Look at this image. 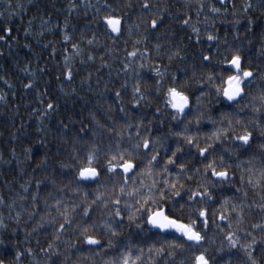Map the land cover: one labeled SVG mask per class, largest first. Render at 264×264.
Here are the masks:
<instances>
[{
    "label": "trees",
    "instance_id": "trees-1",
    "mask_svg": "<svg viewBox=\"0 0 264 264\" xmlns=\"http://www.w3.org/2000/svg\"><path fill=\"white\" fill-rule=\"evenodd\" d=\"M144 3L0 0V35L6 37L0 40V260L4 264H107L129 245L135 254L143 249V264H192L201 251H206L211 264H251L249 252L257 264H264V231L253 228L264 224V183H249V177L255 181L264 168L260 147L264 109L252 110V97L264 90V0H148V8ZM108 15L122 18L119 33L107 28ZM155 17L161 23L153 29L150 21ZM209 35L215 39L209 40ZM237 51L254 77L244 85V99L233 104L217 96L216 86L221 83V69L228 67L223 60ZM130 52L136 55L129 57ZM204 55L211 59L204 61ZM137 86L146 98L134 94ZM169 87L189 95L185 113L167 106ZM137 99L138 104L133 102ZM257 119L262 127L256 126ZM185 128L200 146L212 143L208 137L216 128L228 130V138L216 141L212 153L218 166L224 156L227 181L204 174L196 149L174 135ZM245 129L253 134L247 150L232 139ZM144 137L154 141L146 154L142 146L133 148ZM177 143L182 146L177 159L185 162L186 171L169 165L173 173L169 176L164 167ZM118 144L133 153L136 168L127 175L121 169L111 174L105 168L112 154L109 149L115 152ZM93 145L100 150L94 166L101 174L93 183L78 182V168L86 163ZM155 153L159 156L152 175L140 174ZM153 179L158 182L153 190L156 199L168 214L189 222L198 214L195 210L207 209V228L200 223L198 229L205 240L199 246L176 248L170 257L168 241L176 235L153 232L146 226V216L142 228L130 224L125 201L135 208L140 197L121 193L120 186L126 182L128 192ZM164 179L178 180L181 198L172 197ZM201 185H207L213 199H198L190 210L187 197L192 190L203 191ZM161 188L167 193L164 199L159 197ZM225 198L228 204L222 206ZM116 199L121 201L122 217L115 218L119 234L112 236L102 224L113 219L109 212L115 211ZM86 207L90 215L84 219L98 225L99 246L84 244L80 235L78 224ZM223 207L229 211L220 221ZM65 210L71 224L57 232ZM228 231L239 238L236 248L228 244ZM253 237L257 242L246 251L243 246ZM161 246L164 252L156 254Z\"/></svg>",
    "mask_w": 264,
    "mask_h": 264
},
{
    "label": "snow or ice",
    "instance_id": "snow-or-ice-1",
    "mask_svg": "<svg viewBox=\"0 0 264 264\" xmlns=\"http://www.w3.org/2000/svg\"><path fill=\"white\" fill-rule=\"evenodd\" d=\"M148 0H145L144 8H148ZM246 7H251V5H247ZM213 11H217V9L213 8ZM104 22L106 23L107 28L111 30L112 33H119L121 31V25H122V18L115 16V15H108L104 17ZM161 21L159 20V17H155L150 21V26L153 29H156L159 27ZM184 23H187L185 20ZM4 32L10 33V28H4ZM27 31V30H26ZM193 31H198L197 29L193 28ZM6 37L0 35V40H4ZM65 40H68L69 37L67 35L64 36ZM209 40L215 39L214 36L209 35ZM91 42V41H90ZM75 47V45L73 46ZM159 48V45L156 46ZM129 57H134L136 55L135 52L128 53ZM91 59V57H89ZM211 57L209 55H204L203 60L209 61ZM68 60V57H65V61ZM224 65H227L228 67L221 69V83L220 85L216 86V93L217 96L222 97L228 102H231L233 104L237 103L238 100L244 99L246 92H245V84H250L253 81L254 73L250 68H244L243 67V57L241 54L237 51L234 54L231 55L230 58H225L222 62ZM125 67H128L125 65ZM143 67V65H141ZM234 70V71H233ZM157 75L160 73L158 70H156ZM67 76L71 78L72 73L71 71H68ZM264 79V76L261 77ZM209 83L213 82V77L209 75L207 78ZM159 84V82H157ZM26 88L29 87V84L24 85ZM134 94L139 95L141 98H146L141 93V90L139 86H137L134 89ZM117 97L120 96V92L116 93ZM201 95H204V93H201ZM166 97V104L167 106L171 107L175 110V113L177 114H183L185 113V110L189 107L190 104V97L189 95L185 94L182 90L178 89L177 87H169L167 92L165 93ZM2 98V97H0ZM258 101V104H257ZM134 103L138 104L139 100H134ZM197 102L199 103V97L197 98ZM252 103H253V112L254 113H261L262 109H264V90H262L259 94V96H253L252 97ZM47 108L51 110L53 108V104L49 103L47 105ZM123 111V109H121ZM159 111V109H157ZM175 115L173 116V119H175ZM201 117L197 116V124H199ZM211 119V118H209ZM236 123L239 124L240 120L237 119ZM228 124L231 127L232 120H228ZM257 127H262L260 120L257 119L256 121ZM67 128V125L64 126ZM139 127V125H138ZM83 131V129H81ZM228 130L225 128H216L211 135L208 137V140L212 141V143H207L205 146H200V143L198 140L194 139L192 135L188 134L187 128L183 129L180 132L174 133V135L178 137H183L186 144L189 148H195L196 152L198 153L201 162L203 163L204 167V174L207 175L209 172L211 174V177L218 178L221 182L227 181L229 177L228 168L224 166V156L219 157L220 164L217 165V158L212 155L214 152L213 144L216 141H219L221 137L223 136L224 139H227L228 137L225 135ZM139 135V132L137 133ZM262 135H264V132H262ZM232 139L237 143V146L239 148H243L247 150V148L251 145L253 134L252 132L248 131L247 129L244 130L243 134L235 135L232 137ZM154 144V141L149 137L142 138V144L140 142H137L135 145H133L134 149H140L141 146L144 149L145 154L152 149V146ZM261 149H264V144H261ZM99 149L96 148L95 145H93L87 152L86 156V163L82 164L77 171V181L78 182H84V181H95L101 174L100 168L97 166H94L98 164L99 162ZM182 151V146L177 143V147L174 151L171 152V155L167 158L164 171L168 172V175L171 176L173 173L169 172L168 166L173 165L181 170V172L186 171V164L183 160L177 159V153H180ZM109 152L112 153L110 159H107L105 161V168L108 173L111 174H118L117 170L121 169L122 172L127 175L130 171L134 170L136 168V164L134 163L133 159L131 158L133 153L129 151L127 148H121L119 144L117 145V148L115 152H112V149H109ZM159 153H155L151 156V159L148 160L147 167L144 169H141L140 174L147 173L149 176L153 173V162L158 160ZM211 157V158H210ZM218 167L220 170H218ZM199 171V169H197ZM177 176L180 175V173H176ZM39 183V182H38ZM157 180L153 179L151 184L145 185L143 182L141 183V188H135L133 187L131 191L126 192V182L125 184L120 186V192L126 193L129 197L135 195L140 197L135 201L136 205L138 207H133L132 204H128L127 201H125L126 207L128 209V215L127 219L130 222V224H135V226L140 229L142 228V225H144L145 220L143 219L144 216H146V223L150 227V229H157L159 233H173V234H179L178 238H174L171 241H168L169 243V250H168V256H174L175 255V249L176 248H185V246L191 248L192 246H199L202 241L205 240V236L202 234L201 230L199 229L200 223H203L204 227L207 228L208 225V219H207V209L205 207H200L199 209L195 210L198 214L195 215V218L190 219L189 222H184L183 220L168 214L167 209L159 204V202L156 199V192L153 190L157 188ZM178 183V180H172L169 181L168 179H164L165 186H170L169 191H171L172 197L181 198L182 193L180 190L177 189L176 185ZM209 184H215V180H209ZM249 183H264V168L260 170L259 177L256 178V180H253V177H249ZM183 187V185H181ZM200 187L203 188V191L198 190H192L191 193L187 197L188 201V208L191 210L192 205L197 202V200H203L204 198H207V200L211 201L213 199L212 193L209 191L207 185H201ZM146 188V192H142L141 189ZM238 191V190H237ZM167 195L165 190L163 188L159 189V197L160 199H164V197ZM35 199V197H34ZM99 199V197H98ZM57 205L60 204V201L56 202ZM121 201L120 199H116L113 202V207L115 209L114 212H109V216L113 217L112 220H106L103 222L102 227L104 230H106L108 233H110L112 236H117L119 234V230L117 228V224L119 221H117L115 218L122 217V210L119 207ZM105 204H107V201H105ZM155 204L156 207L153 208L151 205ZM228 204V199L225 198L223 201L222 206H226ZM185 207L184 204H180V208L183 209ZM261 207H264V205H261ZM59 211V209H57ZM232 211L236 210V206H232ZM229 211L227 207H223V211L218 216V219L220 221H224L227 219V217L224 215V212ZM61 215L64 218V223H61L59 225V228L57 229V232H60L63 230L66 225L71 224V219L69 216V213L67 210H65ZM90 215L89 207H86L83 211V216L81 218L80 223L78 224V227L80 229V235L83 238V243L86 245H96L99 246L101 244V241L96 237L95 232L98 227V225L95 222L89 223L87 220L84 219V217H88ZM139 220V222H137ZM229 228H231V224H229ZM253 228H260L262 231H264V224L260 225H253ZM222 230V229H221ZM251 235V234H250ZM226 239L228 241V244L231 248H236L237 244L239 242V238L235 236L233 231H228L226 235ZM256 238L253 237L252 240L244 245L243 247L247 251L248 249L252 248L253 245L256 244ZM108 245L110 247H113L112 240L108 241ZM49 248H51V244H49ZM164 252L163 246L160 248L155 249L156 254H160ZM20 253L17 252V256H19ZM149 255L152 256V249L149 250ZM249 259L251 260V264H257L256 260L252 257V253L249 252ZM142 256H143V249L140 250L139 254L133 253L131 249V245L125 247L122 249L121 254L111 259L107 264H143L142 262ZM0 264H4L3 260H0ZM181 264H183V261H181ZM192 264H211V261L209 260L206 251H201L198 254H196L193 257Z\"/></svg>",
    "mask_w": 264,
    "mask_h": 264
},
{
    "label": "water",
    "instance_id": "water-1",
    "mask_svg": "<svg viewBox=\"0 0 264 264\" xmlns=\"http://www.w3.org/2000/svg\"><path fill=\"white\" fill-rule=\"evenodd\" d=\"M87 183H93L94 181H85ZM147 227L150 229V227L147 225ZM153 232L159 233L157 229H151ZM161 234H173V233H161ZM178 237L179 234H174Z\"/></svg>",
    "mask_w": 264,
    "mask_h": 264
}]
</instances>
